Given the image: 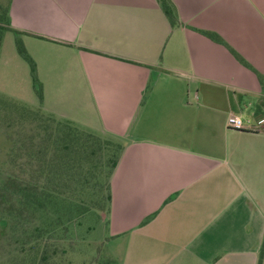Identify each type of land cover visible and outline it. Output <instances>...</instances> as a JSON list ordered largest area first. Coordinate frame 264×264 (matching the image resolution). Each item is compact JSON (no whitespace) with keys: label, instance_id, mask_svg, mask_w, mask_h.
Wrapping results in <instances>:
<instances>
[{"label":"crops","instance_id":"0c3cea01","mask_svg":"<svg viewBox=\"0 0 264 264\" xmlns=\"http://www.w3.org/2000/svg\"><path fill=\"white\" fill-rule=\"evenodd\" d=\"M169 1L173 27L156 0H9L7 28L43 112L123 145L118 264H264V129L226 125L264 119V0Z\"/></svg>","mask_w":264,"mask_h":264},{"label":"rangeland","instance_id":"374dc122","mask_svg":"<svg viewBox=\"0 0 264 264\" xmlns=\"http://www.w3.org/2000/svg\"><path fill=\"white\" fill-rule=\"evenodd\" d=\"M8 2L0 0V264H118L123 246L95 210L116 143L86 138L80 168L71 162L77 146L58 140L63 129L43 112L7 31Z\"/></svg>","mask_w":264,"mask_h":264},{"label":"trees","instance_id":"16d2710c","mask_svg":"<svg viewBox=\"0 0 264 264\" xmlns=\"http://www.w3.org/2000/svg\"><path fill=\"white\" fill-rule=\"evenodd\" d=\"M156 1L160 5L162 12H163L164 16L166 17V19L168 20V22L170 23V25L172 27L178 25V20H177V17H176V14L174 12V8H173L171 2L169 0H156ZM7 25H8V16H7ZM7 31H9V30H7ZM12 32L17 37L16 45H17V50H18L19 55L22 57V59H24L28 63V65L30 67V73H31L32 82H33V85L35 88V92H36L38 99L41 103L42 96H41L40 85L38 84V81L36 78V70H35L34 61L27 54V52L25 51V49L22 46V43L18 39L19 38L18 35H20V34L16 31H12ZM198 32L200 34L208 37L209 39L213 40L216 43L223 44V41L214 34L207 33L204 31H198ZM232 54L234 55V57L236 58V60L240 64H242L244 66H248L246 64V62L240 56H238L237 54H235L233 52H232ZM48 116H49V119L58 120V125L60 127H62V129H63V130H60L61 139H58V140H67L68 139V140H70L71 145L77 146V149L71 158L72 159L71 162H73V164L76 165L77 168L79 169L80 168L78 166L80 163L79 161L82 159L81 154L83 153L84 149L86 148V146H85L86 142H88V140L86 138H90L93 136H99V135L94 134V133L89 132V131L76 130L75 128L73 129V127L71 126L72 124L70 122L57 119V118L50 116V115H48ZM65 126H67V128ZM103 138L111 140L116 144H114V146H113L112 159L110 160L111 166H110V172H109L108 181H107L106 193L100 192V196L97 199L98 206L95 208V210L98 212L105 211V213L108 214L109 213V205H110L109 180H110V177H111V175H112V173H113V171L117 165L119 156H120L122 149H123V145H122V143H120L116 140H113L111 138H107V137H103ZM94 139H97V144H96L97 149L101 148L102 145L105 147V145L100 142L99 138L94 137ZM55 141H57V140H55Z\"/></svg>","mask_w":264,"mask_h":264},{"label":"built area","instance_id":"2783aa9c","mask_svg":"<svg viewBox=\"0 0 264 264\" xmlns=\"http://www.w3.org/2000/svg\"><path fill=\"white\" fill-rule=\"evenodd\" d=\"M243 121L236 116H230L227 118L226 125L233 130H255L262 131L264 129V119L255 120V122Z\"/></svg>","mask_w":264,"mask_h":264}]
</instances>
